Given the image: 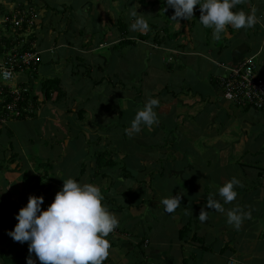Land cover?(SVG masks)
I'll return each instance as SVG.
<instances>
[{
	"label": "crops",
	"instance_id": "0c3cea01",
	"mask_svg": "<svg viewBox=\"0 0 264 264\" xmlns=\"http://www.w3.org/2000/svg\"><path fill=\"white\" fill-rule=\"evenodd\" d=\"M3 2L7 13L34 10L19 43L40 61L15 78L32 98L28 116L0 127V251L29 248L9 230L30 194L47 208L73 177L100 185L119 218L105 264H264V114L233 105L218 84L250 56L264 80V0H240L236 10L255 11L257 22L228 25L220 39L201 9L174 20L166 0ZM136 9L147 29L131 27ZM151 97L161 101L159 122L131 131ZM24 176L39 183L25 185ZM233 176L238 196L224 212L209 208L210 194L223 203L218 189ZM178 192L181 203L166 212L163 198ZM236 205L252 212L239 229L227 218Z\"/></svg>",
	"mask_w": 264,
	"mask_h": 264
},
{
	"label": "clouds",
	"instance_id": "9594fccd",
	"mask_svg": "<svg viewBox=\"0 0 264 264\" xmlns=\"http://www.w3.org/2000/svg\"><path fill=\"white\" fill-rule=\"evenodd\" d=\"M240 0H166L168 6L175 9L172 19L194 16L195 6L199 5V20L205 27L213 29L215 39H220L228 25L235 28L252 27L257 22L255 11L249 13L236 10ZM133 29H147L148 20L133 10ZM161 101L157 97L147 99L138 109L131 121L130 129L140 132L143 126L151 128L159 122L158 109ZM25 118V117H24ZM22 119V118H20ZM18 120V119H13ZM12 121V120H9ZM8 121V122H9ZM242 181L233 176L218 189L223 200L210 194L207 199L209 208L224 212L226 203L238 196L237 186ZM102 187L92 182H81L73 177L64 179L62 188L55 194L47 208L43 207L44 196L30 194L28 202L17 215L18 223L9 234L17 241L29 243L28 264H36V257L42 264H103L109 256L111 247L107 238L119 226V218L104 203ZM179 192L171 197H164L162 203L166 212H173L181 203ZM251 209L245 211L236 205L227 209L228 223L239 229L245 218H250ZM198 218L208 219V208L201 209Z\"/></svg>",
	"mask_w": 264,
	"mask_h": 264
},
{
	"label": "built area",
	"instance_id": "2783aa9c",
	"mask_svg": "<svg viewBox=\"0 0 264 264\" xmlns=\"http://www.w3.org/2000/svg\"><path fill=\"white\" fill-rule=\"evenodd\" d=\"M0 0V127L9 120L27 117L21 102L26 101L28 89L15 83L17 74L35 70L39 52L26 49L19 43L25 27L35 23L37 15L30 8H15L11 13L3 11ZM25 26V27H24ZM2 42V41H1ZM223 97L239 108H251L264 114V80L256 73L254 57H247L235 67H227V73L218 79ZM227 264H241L229 258Z\"/></svg>",
	"mask_w": 264,
	"mask_h": 264
},
{
	"label": "trees",
	"instance_id": "16d2710c",
	"mask_svg": "<svg viewBox=\"0 0 264 264\" xmlns=\"http://www.w3.org/2000/svg\"><path fill=\"white\" fill-rule=\"evenodd\" d=\"M197 6H198V5H197ZM30 9H31V8H30ZM199 9H200L199 7H196V6H195V10H194V11H197V10H199ZM31 10H33V9H31ZM24 27H25V26H24ZM1 41H2V42H1ZM3 42H5L6 45H8V41H5V40L1 39V40H0V47H1V43H3ZM126 43H128V41L123 39V41L121 42L120 45H122V44H126ZM24 48L29 49V48H30L29 44L24 45ZM31 50H33V49H31ZM39 59H40V58H39ZM39 61H40V60H38L36 66H35V70H34V69H31L32 72H33V71H36V69H37V67H38V65H39ZM52 83H54L53 80H47V81L44 83V85H45V87L47 88V90L50 89ZM47 94H48V92H47ZM28 95H29V94H28ZM27 98L30 99V100H32L31 96H27V97H26V101H27ZM26 101H25V102H24V101L21 102V104H22V106L28 111V108H27V106H26ZM31 104H32V102H31ZM26 114H27V113H26ZM21 118L24 119V116L21 117ZM35 163H36V162H35ZM47 165H49V163H47ZM23 179H24L25 184L30 183V182H33V179H35V181L39 183V181H38L35 177H32V176H28V177H27V176H24ZM27 179H28V180H27ZM36 182H35V184H36ZM35 184H34V185H35ZM16 223H18V220H16ZM16 223H15V224H16ZM7 230H8V229H6L5 232H6ZM181 233H182V232H181ZM183 234H184V232H183ZM30 254H31L32 256H35V253H30V252H29V248L24 249L22 252H19V253H17V254L14 255V256L7 254L4 250H1V251H0V259H1L2 264H28L27 257H28ZM103 264H105V260L103 261Z\"/></svg>",
	"mask_w": 264,
	"mask_h": 264
},
{
	"label": "rangeland",
	"instance_id": "374dc122",
	"mask_svg": "<svg viewBox=\"0 0 264 264\" xmlns=\"http://www.w3.org/2000/svg\"><path fill=\"white\" fill-rule=\"evenodd\" d=\"M37 81H39V78H37ZM45 163H47V162H44V163H43V167H44V169H42V170H44L45 173H46V172H48V168L46 167ZM40 165H41V164H40ZM40 165H38V163H35V166H36V167H38V166H40ZM27 180H28V179H27ZM22 181H24V180H22ZM25 185H26V184H25ZM0 215H1V217H2V218H0V220L3 222V220H4V218H5V217H4V216H5V215H4V212L1 211ZM5 233H6V232H5ZM2 234H3V233H1V230H0V238H1V239H2V238L4 239V237L2 236ZM1 239H0V245H1V243H2V242H1ZM17 246H19V245H17ZM19 247H21V246H19ZM19 247H17V249H18ZM28 247H29V246H28ZM25 248H26V247H25ZM13 249H14V250H9V249H8V250H9V252H11V253L16 252V251H15L16 249H15L14 247H13ZM22 251H23V250H22ZM14 254H15V253H14ZM14 254H13V255H14ZM33 257H35V256H33ZM0 264H2L1 259H0ZM36 264H42V262L39 261L38 257H36Z\"/></svg>",
	"mask_w": 264,
	"mask_h": 264
}]
</instances>
